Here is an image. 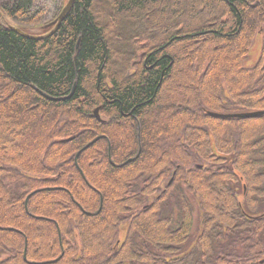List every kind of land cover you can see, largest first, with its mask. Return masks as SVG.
<instances>
[{
    "label": "trees",
    "instance_id": "obj_1",
    "mask_svg": "<svg viewBox=\"0 0 264 264\" xmlns=\"http://www.w3.org/2000/svg\"><path fill=\"white\" fill-rule=\"evenodd\" d=\"M67 2L0 0V264H264V115L207 114L264 110V0H74L51 36L11 28Z\"/></svg>",
    "mask_w": 264,
    "mask_h": 264
},
{
    "label": "water",
    "instance_id": "obj_2",
    "mask_svg": "<svg viewBox=\"0 0 264 264\" xmlns=\"http://www.w3.org/2000/svg\"><path fill=\"white\" fill-rule=\"evenodd\" d=\"M74 0H68L67 4L65 5V7L63 8L62 12L60 13V15L58 16L57 20L53 22L54 28L46 33V34H42V35H34V34H30L27 32L22 31L20 28H18L16 25L11 24V28L15 31H17L18 33L32 38V39H43L46 38L48 36H51L53 33H55L61 22L66 18V16L68 15V13L70 12L72 6H73ZM98 108H96L95 111V116L100 119V116L98 114ZM214 116L217 117H235V118H251V117H257L260 116L261 114H264V111H257V112H244V113H236V114H219V113H211ZM72 138H68L66 139L67 141L71 140ZM98 139H100V137H97L96 139H94L93 141L89 142L86 146H84L76 155V161H77V156L80 152H82L83 150L87 149L88 147H90L95 141H97ZM109 159L110 161H112V157H111V152L109 151ZM82 172V171H81Z\"/></svg>",
    "mask_w": 264,
    "mask_h": 264
},
{
    "label": "rangeland",
    "instance_id": "obj_3",
    "mask_svg": "<svg viewBox=\"0 0 264 264\" xmlns=\"http://www.w3.org/2000/svg\"><path fill=\"white\" fill-rule=\"evenodd\" d=\"M103 1V0H102ZM104 9H107V7H105V5H103V3H101L100 4ZM99 5V6H100ZM109 9V8H108ZM107 9V10H108ZM109 11V10H108ZM161 23V21L160 22H157V24H156V31H157V33L158 32H160V30H159V26L158 25H161L160 24ZM163 23V22H162ZM253 50H252V54H251V56L250 55H248L247 56V58H246V64H248V65H252L255 61H257L258 59H259V56H257L256 58V60H254L253 59V57L255 56V53L253 54ZM227 64V63H226ZM226 64L224 65V67H226ZM120 66H122L121 64H120ZM226 69V68H225ZM15 138H17V136H15V135H12V140H10V144L11 145H16V143H18L17 141H16V139ZM5 148V147H4ZM4 150V149H3ZM5 151V150H4ZM5 154H8L10 157H17L18 159H20V161H21V157L20 156H16V155H14L13 156V153L11 154V153H6L5 152ZM20 157V158H19ZM186 196L188 195V199L190 200V206L192 207V210H193V212H194V218H195V225L197 226L198 225V210H197V207H196V200L193 198V197H191L192 195L188 192V191H186ZM8 205H9V207L12 209V211H13V213H16L17 212V208L15 207L16 205L14 204V203H8ZM219 206H220V204H218ZM86 215H91V214H87L86 213ZM178 219H179V212L178 211H176V214H175V217H174V222L176 221H178ZM105 230H106V232L104 233V235H100V234H96V235H94V234H91L90 235V237H89V242L92 244V245H97V243L98 242H102V241H104V239L107 237V235H108V231H109V226H105ZM0 231H5V228H2V227H0ZM14 232H18V230H14Z\"/></svg>",
    "mask_w": 264,
    "mask_h": 264
}]
</instances>
